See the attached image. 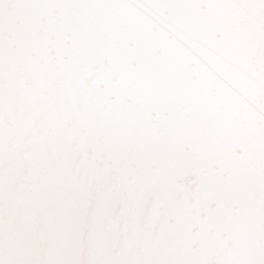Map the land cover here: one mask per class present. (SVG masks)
I'll return each mask as SVG.
<instances>
[{"label":"snow or ice","instance_id":"snow-or-ice-1","mask_svg":"<svg viewBox=\"0 0 264 264\" xmlns=\"http://www.w3.org/2000/svg\"><path fill=\"white\" fill-rule=\"evenodd\" d=\"M0 264H264V0H0Z\"/></svg>","mask_w":264,"mask_h":264}]
</instances>
